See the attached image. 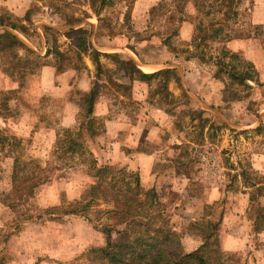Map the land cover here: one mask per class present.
<instances>
[{
	"label": "crops",
	"instance_id": "obj_1",
	"mask_svg": "<svg viewBox=\"0 0 264 264\" xmlns=\"http://www.w3.org/2000/svg\"><path fill=\"white\" fill-rule=\"evenodd\" d=\"M41 1L44 0H0V7L13 17L22 18L33 3L40 4ZM157 2L159 0H133L132 6L128 9H130V18L132 19L130 26L135 32L145 29L148 18L147 11L155 6ZM46 7L41 5L40 9H50V7ZM186 7L185 13L181 14L182 20L177 24L175 36L177 40L183 43L192 38L195 25L193 21H195L198 14L191 3ZM236 7L237 10L243 9L245 11L247 22L257 29H255L256 31H246L247 34L238 33L235 37L224 42V46L230 52L238 54L243 60L251 63L256 71L257 83L259 84L247 80L246 82L250 85L248 89L251 90V94L249 93L250 95L247 96L234 97L229 100L225 96L226 77H214L212 70H209L197 58L177 57V54L171 52L165 45L161 47L163 49L161 50L165 52V56L150 61L142 60L136 48L130 46L128 38L122 34L116 37L105 36L106 40L101 43L98 42L99 36L93 34V41L96 36L93 48L101 53L121 54L123 58L130 60L135 68L142 73H151L164 68H174L177 73L180 71V77H178L179 87L184 90L189 101L193 102L202 113H209L213 118L222 117L223 115L227 119L235 117L240 119L241 127L237 126L238 128H235L233 124L230 125V129L234 130L232 132H235V130L239 132L249 129L254 130L264 124V0H241L239 6ZM140 20L141 26L134 27ZM36 22L39 24L35 27L34 34L39 44L38 49L33 45L32 48L35 53L42 56L48 47L41 29H43V26L48 27L51 25L44 17ZM202 24L206 25V21H202ZM214 44L219 45L216 42ZM48 56L49 54L45 57ZM83 60L86 66L85 70L69 67L56 71L52 64H45L40 66L34 73L26 74L21 86V96L30 105L21 111L20 117L16 121H1L2 126H7L16 135L27 136L32 125L37 121V115L40 112L37 100L41 96H47L58 106L53 110V113L57 115V125L71 130H78L79 126L77 127L76 121L79 107L76 99H74L73 92L76 90L87 92L91 86L92 78L91 61L87 56ZM122 74L123 77H119L117 81L129 85L127 95L115 93V97L113 94H99L93 104L92 115L102 119V130L92 138H88L85 143L95 157L97 165H115L137 173L142 186L154 187L156 192L164 198L175 194L177 200L171 203V209L181 208L183 214L185 210L193 213L198 212V209L203 207V202L215 203L217 199L220 200L221 193L226 191L225 186L227 184L222 173L203 175L197 164L196 150L192 149L194 141L182 136V132L174 125L171 110L164 102L156 99L157 94L153 98L148 93L151 87L149 80L128 77L125 71ZM7 77L0 71V78L10 81L5 87L0 84L1 89L13 88V82ZM176 81L172 79L166 84L171 95H176L178 92L177 87L174 88ZM254 89L256 91L255 95ZM115 98L129 101L131 108L129 107L126 111L122 105L119 107L118 112H114L112 100H115ZM247 99H258L262 102L255 110V116L253 114V121L250 117L252 111L246 108ZM49 112L51 113L50 110ZM39 135L42 136L41 138L45 137V141L40 139V144L48 147L53 144L54 128L40 124L37 130L33 132L32 138L38 139ZM35 145H38V142ZM213 151L219 164L218 150L213 149ZM244 156L249 160L250 169L264 172L263 148L256 151L251 150ZM8 158L10 157H5L7 161ZM232 158L240 161L242 156L235 153ZM11 162L12 158H10V164H12ZM232 167L234 176L232 180L238 182V187L235 189L230 187L226 191V193L232 194L230 201L224 204L222 209L219 206V215L216 217L217 237L220 247L225 250H234L241 247L240 242L242 241L243 244L248 237H253L255 233L264 234V228H261L260 232L253 231L254 216H248L249 213L247 212L249 187L252 185L243 183L242 171L239 166ZM228 181L230 180L227 179ZM195 184L200 186L197 193L194 192ZM0 185L3 186L4 184L0 181ZM41 187L35 194L37 202L41 206L59 205L62 198L65 197L69 201L78 195L75 181L63 175L52 178L50 182ZM6 188L10 189L9 180ZM11 216V209L0 202V226L3 225V222L6 223ZM209 216V214L206 215L207 219H210ZM179 217L183 218L180 215ZM185 217L183 219L187 221L202 218V216ZM21 224L23 225L19 231L11 233L6 242L12 257L21 261L22 264H33L35 261L36 264H58L61 258L78 251L77 248H84L93 243V239L81 240L80 242L74 239L75 241L72 242V234L70 232L65 233L68 224L79 225L76 227L81 229L84 225L86 228L93 229L92 226L86 225L79 217L62 218L58 226L43 225L38 221L36 224V220L33 221L32 225L29 221L21 222ZM186 236L193 240V244H190V246H193L195 240L189 235ZM185 238V236L182 237L183 244ZM97 243V245H100L103 241L100 240ZM260 245L262 247H253L248 252L245 264H264V240Z\"/></svg>",
	"mask_w": 264,
	"mask_h": 264
},
{
	"label": "rangeland",
	"instance_id": "obj_2",
	"mask_svg": "<svg viewBox=\"0 0 264 264\" xmlns=\"http://www.w3.org/2000/svg\"><path fill=\"white\" fill-rule=\"evenodd\" d=\"M111 1V4H105L100 10L97 11L96 14L91 10L89 0H70L68 2L65 0H44L41 1L40 4L33 3L22 18H17L13 16L10 17L12 22L16 23L17 25L21 24L23 26L26 35H23L21 32L15 29H11L7 26H0V32L2 31V29L6 30L10 34L14 35L18 40L23 42V44H25L30 49H33L32 45L36 49H38L39 43L38 39L34 34V29H36L35 27L39 24L36 21H40L41 18L44 17V19L50 22L51 25L48 26L51 30L44 31L43 29H41V32L43 33V36L46 39L47 47L51 48L53 45H55L56 48L63 53V58L60 61V64L63 69L75 67L79 70L86 69L83 59L85 58V56H87L89 59V54L87 52L85 54L80 53L79 59L77 60L75 58V54L73 51L75 49V45L77 44V36L85 37L88 41V44L93 48V42H96V36L94 37V41L92 39L93 34H97L99 36V43H101L103 40H106L105 36L116 37L122 34L128 38L130 43L129 45L136 48V51L142 60L150 61L152 59L164 57L165 52L162 51L163 49L161 48L164 45L171 52L176 53L177 57H195L200 60L198 57L202 56V60L200 61L209 70H212L213 73L217 72L220 77H226L227 84L225 88V96L228 99H231V97L240 98L242 96H247L251 94V90L245 89L243 86L236 84L235 82L229 80V78L226 76L224 71L229 68L226 63L235 64L237 60L226 56L222 57L221 61L223 62H217V57H219V45L214 44V41H200L199 46L195 47L197 39H195V41H191L190 39L188 42L185 43L176 39L175 36L177 24H174V19L179 17L178 9H180V13L186 11V6L189 4L186 0H184V6L181 2H177L179 0H159V2H157V4L154 6V9L150 8L147 11L148 18L145 24V29L138 32H135V30H133V28L130 26V21H132V19L130 18V9L128 8L132 6L133 0ZM200 3L202 7L199 8L200 12H198V14L196 15V20L193 21L194 24L196 23L197 18H201L204 22L206 21V18L204 17L203 13L209 8V6L206 1H200ZM41 5L50 7V9L41 10ZM237 11L238 15L236 19H230L225 22L224 29L227 32H232L233 34H245L246 31H256L257 29L247 22V16L245 15V11L243 9ZM5 12L7 11L0 7V14ZM41 15L43 17H40ZM23 18L25 19L23 20ZM138 26H141V20L134 27L138 28ZM78 27H82L86 29V31L81 34H66L64 32L69 28L75 29ZM173 31L174 34H172ZM36 32L39 33L38 31ZM33 51L35 52L34 49ZM16 54L17 56L21 57V59L32 58L31 55L25 54L24 51L21 49H16ZM110 54L111 56L98 57V60L100 62V71H96L94 65L91 63V82L96 83L94 85V91L97 95H115V93H121L126 96L128 93L129 85L122 84L117 81L119 77H123L122 72L126 69L123 63L125 62L126 58H123L121 54ZM42 60L51 63H55L57 61L52 54H49L48 57H43ZM6 62H8V60H6ZM2 63L3 61L0 60V64ZM221 63H223V65ZM81 65H84L85 68H83V66ZM176 74L177 81L174 83V88L177 87L178 89L176 95H171V93L167 90L166 86L167 82L173 79L172 77H168V80L165 82V85L163 87L164 90L159 89L163 80L162 77H153L151 79H148L151 85L148 93L153 98L155 94H157L156 99L161 100L168 106V108L171 110V115L174 118L173 121L175 127L182 132V136L184 138L194 141L192 149L196 150V155L202 149L212 148V150H218V155L220 157V162L218 166L219 169H221H218V172L222 173L223 179H225V183H227L225 186L226 191H228L230 187L234 189L238 187V182L232 180L234 177L232 166H239V169H241L242 171L243 183H249L250 185H252L249 187V201L247 202V212L249 213L248 216L251 215L252 217H255V208H259L260 210L258 211V215H261V217L258 220V224L264 226V172L261 173V170L257 171L250 169L249 160H247V157L244 156L247 155V153L251 150L256 151L262 148L264 149V124L260 125L258 127V130L249 129L250 131L245 130L240 132L235 130V132H232L234 130L230 129V125L233 124L235 128L241 127L242 123L240 122V119L236 117L227 119L223 115L222 117L218 116L217 118H213L212 116H210L209 113H202V111L199 110L193 102L189 101L187 95L184 93V90L179 87L178 77H180V71L178 73L176 72ZM10 79L13 82L12 85H14V90H12V92L7 95L10 97L8 102L13 104V108L11 109V112L13 114L11 115V118L7 120V122L16 121L15 118L17 117L16 119H18L20 117L21 111L25 108H28V106L30 105L25 100H23L21 96V86L24 77L16 76ZM9 83L10 81H5V78H0V84H2L4 87ZM255 93L256 91L254 89V95ZM73 94L74 99H76L77 102L80 95L77 92H73ZM112 101V103L114 104V112H118L119 107L122 105L124 106L123 108H125L126 111L129 109V107L131 108V105L129 106V101L127 100H120L118 98H115V100ZM119 101L120 103H118ZM37 103V106L40 109L37 118L40 117V119H42L39 121V125L50 124L52 127H54V130L60 128V126L57 125V115L53 113V110L58 107L56 103L47 96H41L37 100ZM261 104L262 102L258 99H247L246 108L249 111H252L250 116L252 118L251 121L254 120L253 114L255 110ZM49 110L51 111V113L49 112ZM82 121L83 120L80 113L77 116L76 125L77 127H80V131L84 132L83 128L81 127ZM95 124L96 125L94 126L99 129V124H97L96 122ZM0 126H2L1 121ZM2 127H5L8 130L7 126ZM32 137L33 135L30 138L31 140H26L25 137L22 138V145H24L25 142L30 141L29 143H27V145H25L26 147H23V149H25V153L39 159L40 165H43L47 161V166H60L61 164H59V162L56 160V155L59 154V152L54 149V143L48 147L44 144H40V139H43L45 141V137L41 138L42 136L40 135L38 139ZM78 138L81 139L82 137L78 136ZM81 140L86 142L87 139ZM36 142H38L39 146L35 145ZM235 153L240 154L242 156V159L240 161L234 160V158H232V155H235ZM1 155L2 153L0 154V181L4 185H0V198L3 197L4 193L9 191V189L6 188V184L8 183V180L10 181L9 172L11 170L10 166L12 165L10 164V158H8L7 161L5 158H2ZM9 156H11L12 158L15 155L10 154ZM64 156L66 157L67 154H65ZM82 157L83 156L75 155L72 159V162H75L74 167L65 168V171L60 172V175H63L68 179L70 178L76 183L75 188L78 190V195L75 196V198L73 199L86 196V190L88 188V179H90L89 171L87 170L88 163L86 161L80 163V160L83 159ZM52 173L55 174L57 173V171L53 170L51 174ZM54 174H52V178H55L53 176ZM125 176L126 178L130 179L127 175ZM227 179H229L230 181L227 182ZM231 181L234 182L232 183ZM255 183L257 184L254 185ZM199 187L200 186L198 184H195L194 192L197 193L200 189ZM226 191L224 193H221L220 200L217 199L215 203L203 202V207L201 209H198V212L196 213L185 210L183 214L181 208L173 210L170 220L172 221L174 227L183 234V237H186L185 239H183V242L186 246H190V244H193V240L189 239L185 234V228L188 221L183 218L185 216H202L203 218H207L206 215L209 214L210 220H217L216 217L219 215V206L222 209L224 207V204L229 203L232 195L231 193H226ZM170 196L173 198V201L177 200L175 198V194ZM66 199L67 198L65 197L62 198L59 205L41 206L37 202V198L35 196L34 200H30V202H28L27 204H21L17 207L15 211H12V216L6 221V223L3 222V225L0 226V264H22L21 261H18L17 259H14L12 257L6 242L7 237H9L11 233H16L17 231H19V229L23 225L21 224V222L25 223L26 221H29V223L32 225L33 221L36 220V224L38 221L43 225L51 224L58 226L60 225L59 222L62 221V218L64 219L65 217L69 216L79 217L81 220L84 221L86 225L93 227V229L86 228V226L84 225L81 229L76 227L79 225L68 224L69 226H67L68 228L66 227L65 233L70 232V234H72L71 241L73 242L75 241L74 239H77L78 242H80L81 240L93 239V243L85 246L84 248H77L78 251H76L70 256H65L61 258V260L58 261V264H91V252L89 251V247L96 246L98 244L97 242L100 240L103 241V233L101 229L97 225H94L91 219H94L98 215L97 208L111 206V202H105L100 197L97 198V204H95V206H93V204V207L90 208L87 213V216H89L88 218L91 219H87V217L69 214H62L60 216L59 214L57 216H50V214H48L46 208L50 206L55 207L53 209H49L50 211H60L59 209L67 207V205L64 206L66 201H68ZM173 201H170V203H172ZM245 201L246 200L244 198V202ZM164 204H166L167 208L169 209V202H167V200H164ZM179 215L183 216V218H180ZM263 240L264 234L261 235L259 233L254 234L253 237H248V239L243 244L241 241V247L234 250H228L230 252V259L228 260V262H230L231 264H245L248 252H250L253 247H262L260 243ZM33 264H36V261Z\"/></svg>",
	"mask_w": 264,
	"mask_h": 264
},
{
	"label": "trees",
	"instance_id": "obj_3",
	"mask_svg": "<svg viewBox=\"0 0 264 264\" xmlns=\"http://www.w3.org/2000/svg\"><path fill=\"white\" fill-rule=\"evenodd\" d=\"M186 1L192 4L196 13L200 12L199 8L202 7L200 1H206L209 6L203 13L206 18V25L202 24L201 18H197L195 23V34L193 33L194 35L191 38V41L197 39L195 47L199 46L200 41L208 40L218 43L219 57H217V62H223L221 61L222 57L226 56L237 60L235 64L226 63L229 68L224 73L229 80L243 86L245 89L250 88V85L246 82L247 80L259 84L257 83V75L253 65L243 60L238 54L230 52L224 46L225 41L236 36L230 31H224V26L228 20L236 19L238 15L236 6H239L241 0ZM111 2V0H89L91 10L95 14L105 4H111ZM177 2H181L184 6V0ZM151 9H154V6ZM178 11L179 17L174 19L175 25L182 20L181 14L185 12L180 13V9ZM11 16L9 12L1 13L0 26H7L26 35L23 26L12 22ZM43 30L48 31L51 29L43 26ZM85 31L86 29L78 27L75 29L69 28L64 32L66 34H81ZM172 34H174V31ZM76 40L77 44L73 51L75 58L78 60L80 53L85 54L87 52L95 70L100 71L98 57L111 56V54L98 52L88 44L85 37L77 36ZM16 49L23 50L25 54L31 55L32 58L21 59V57L17 56ZM48 54H52L57 61L51 63L42 60ZM62 58L63 53L55 45L51 48H46L44 55L40 56L6 30L2 29L0 32V60L3 61L0 64V71L9 78L24 77L26 74L34 73L40 66L45 64H52L56 71H61L63 70L60 64ZM198 58L202 60V56ZM123 64L126 67L124 71L128 77H139L144 80L162 77L160 90L163 89L168 77L177 80L174 68L142 73L135 68L130 60L125 59ZM221 64L223 65V63ZM81 66L85 68L84 65ZM214 77L220 76L216 72ZM95 84L91 82L87 92L75 91L80 95L77 101L78 114L81 113L83 120L81 127L84 132L80 131V127L76 131L64 127L54 130L53 147L59 152L56 155V160L61 164L60 166H47V161L40 165L39 159L28 155L23 149L30 141L22 145V138L25 137L26 140H31L32 133L37 130L39 121L42 120L40 117L34 122L27 136L16 135L11 130L8 129V131L5 127L0 126L1 157L11 158L10 154L15 155L12 157V165L9 172L10 189L3 194L0 202L7 205L11 211H15L19 205L27 204L30 200H34L35 194L41 186L51 180L52 174H54H51L53 170L57 171L53 175L56 177L60 175L61 171H65V168L74 167L75 162H72V159L75 155L83 156L80 163L85 161L88 163L87 170L90 176L86 196L66 201L64 206L67 205V207L59 209L60 211L49 210L55 208L54 206H50L46 210L50 216L69 214L91 219L88 218L87 213L90 208L97 204V198L100 197L105 202H111V206L97 208L98 215L91 219L92 223L97 225L103 233V243L89 247L91 264H231L228 262L230 252L220 247L217 237V220L213 221L203 217L188 220L185 234L191 236L195 240V244L186 246L182 243L183 234L174 227L170 220L173 213L170 203V201H173L171 196L164 198L160 193L156 192L154 187L142 186L137 173L125 171L123 167L109 164L97 165L95 157L86 148L85 142L81 140L92 138L102 130V119L92 115L93 104L97 96L94 91ZM12 90L14 88H0V121L7 122L13 114L11 112L13 104L8 102L10 97L7 95ZM16 118L15 120H17ZM95 122L99 124V129L94 126L96 125ZM44 125L52 127L50 124ZM254 130H258V127ZM78 136L82 138L79 139ZM65 154H67L66 157L64 156ZM125 175L130 179L126 178ZM164 200L169 202V209L164 204ZM259 210V208H255L256 214L252 222L254 232L264 227L258 224V220L261 217V215H258Z\"/></svg>",
	"mask_w": 264,
	"mask_h": 264
},
{
	"label": "built area",
	"instance_id": "obj_4",
	"mask_svg": "<svg viewBox=\"0 0 264 264\" xmlns=\"http://www.w3.org/2000/svg\"><path fill=\"white\" fill-rule=\"evenodd\" d=\"M196 158L199 170L203 175L218 173L219 166L212 148L202 149L197 153Z\"/></svg>",
	"mask_w": 264,
	"mask_h": 264
},
{
	"label": "water",
	"instance_id": "obj_5",
	"mask_svg": "<svg viewBox=\"0 0 264 264\" xmlns=\"http://www.w3.org/2000/svg\"><path fill=\"white\" fill-rule=\"evenodd\" d=\"M1 27H3V26H1Z\"/></svg>",
	"mask_w": 264,
	"mask_h": 264
}]
</instances>
